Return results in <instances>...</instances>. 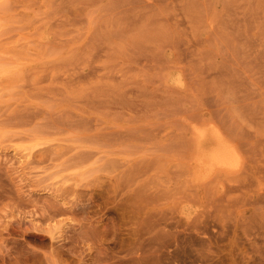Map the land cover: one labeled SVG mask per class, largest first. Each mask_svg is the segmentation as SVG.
Instances as JSON below:
<instances>
[{
    "label": "rangeland",
    "instance_id": "1",
    "mask_svg": "<svg viewBox=\"0 0 264 264\" xmlns=\"http://www.w3.org/2000/svg\"><path fill=\"white\" fill-rule=\"evenodd\" d=\"M0 264H264V0H0Z\"/></svg>",
    "mask_w": 264,
    "mask_h": 264
},
{
    "label": "bare ground",
    "instance_id": "2",
    "mask_svg": "<svg viewBox=\"0 0 264 264\" xmlns=\"http://www.w3.org/2000/svg\"><path fill=\"white\" fill-rule=\"evenodd\" d=\"M205 135H206V134H205ZM201 136H203V135H201ZM205 137H206V136H205ZM206 138H207V142H209L208 140L210 139V136H208V137H206ZM221 138H223V137H221ZM201 139H202V138H201ZM217 139H218V137H217ZM217 139H216V140H217ZM202 141H203V140H202ZM204 141H205V139H204ZM217 141H218V140H217ZM207 142H206V143H207ZM218 142H220V141H218ZM206 143H205V144L203 143V144H204V148H205ZM224 143H225V142H224ZM201 144H202V143H201ZM207 144H208V143H207ZM210 144H213V143H211V141H210V142H209V145H210ZM214 144H215V146H217L218 143H216V141H215ZM220 145H221V142H220ZM223 146H224V145H223ZM226 146H227V144H226ZM229 146H230V145H229ZM206 147H207V145H206ZM208 148H209V147H208ZM208 148H207V149H208ZM218 148H221V147H217V149H218ZM227 148H228V146H227ZM227 148H225V146H224L223 150H226ZM231 148L234 149V147H231ZM200 149H201V150H200ZM200 149H199V150L202 152V151H203V150H202L203 147H200ZM233 149H232V152H233ZM212 150H213V149H212ZM212 150L209 151V152H212ZM221 150H222V148H221ZM223 150L220 151V152H223ZM227 150L231 152L230 149H227ZM206 151H207V150H206ZM206 151H205V152H206ZM217 151H218V150H217ZM201 152H200V153H201ZM214 152H216V151H214ZM235 152H236V151H235ZM235 152H234V154H235ZM198 153H199V152H198ZM224 153H225V152H224ZM205 154H207V153H205ZM212 154H213V153H212ZM222 154H223V153H221V155H222ZM229 154H230V153H229ZM229 154L227 153V155H229ZM227 155H226L225 159H224V158L222 159V161H223V162H227V163H229V162H228V159H229V158H227ZM235 155H237V154H235ZM196 156H198V155H196ZM200 156H201V155H200ZM204 156H205V155H204ZM210 156H211V155H209L208 158H209ZM212 156H213V155H212ZM198 157H199V156H198ZM215 157H216V156H215ZM222 157H223V156H222ZM222 157H220V158H222ZM233 157H235V156H233ZM210 158H211V157H210ZM219 160H221V159H219ZM197 161H198V160H197ZM213 161H214V160H213ZM222 161H221V162H222ZM231 161H232V160H231ZM217 162H218V161H217ZM223 162H222V163H223ZM232 162H233V161H232ZM223 164H224V163H223ZM229 165H230V164H229ZM56 203H57V202H56ZM52 204H53V203H52ZM58 204H59V203H58ZM60 205H61V204H60ZM59 207H60V206H59ZM54 208H55V207H54ZM57 209H58V207H57ZM62 210H63V209H62ZM58 212H59V210H58ZM64 212H65V210H64ZM55 213H56V212H55ZM86 230H87V229H86Z\"/></svg>",
    "mask_w": 264,
    "mask_h": 264
}]
</instances>
